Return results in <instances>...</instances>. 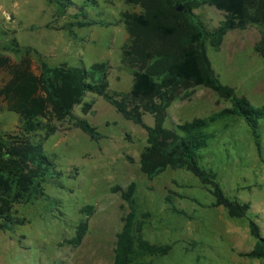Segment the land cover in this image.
I'll return each instance as SVG.
<instances>
[{"label": "rangeland", "instance_id": "1", "mask_svg": "<svg viewBox=\"0 0 264 264\" xmlns=\"http://www.w3.org/2000/svg\"><path fill=\"white\" fill-rule=\"evenodd\" d=\"M73 1L78 8L85 0ZM84 8L90 19L105 24L73 27L69 32L60 27L72 19L74 9L61 17L48 0H0V52L16 59L7 49L15 38L20 46L39 50L51 65L65 62L88 68L93 62L107 61L108 89L128 91L132 75L120 62L121 46L127 39L120 13L138 11V7L123 0H96ZM195 12L209 28L224 17L222 11L207 4ZM263 31L264 26L251 24L229 30L218 49L207 43V54L220 81L254 105L264 103V58L253 51ZM84 100L93 102L92 112L83 114L80 105H75L73 113L86 118L104 137L90 139L69 118L54 120L56 130L47 138L43 130L31 134L33 140L43 139L45 153L54 156L63 174L44 184L46 193L55 199L53 204L38 199L18 206V213L28 222L13 231L0 230V264H111L115 235L128 211L122 190L130 182L135 183L133 197L143 237L151 243L171 245L167 254L146 256L134 264H264L244 255L255 242L249 234V218L258 223L264 236L263 125L259 150L245 122L232 117L212 127L216 136L203 151L202 163L216 171L224 192L250 203L246 216L231 218L222 206H209L213 197L208 188L184 169L166 167L148 177L139 162L147 145L146 131L122 117L102 96L87 93ZM229 106V101L198 85L188 99L171 103L164 126ZM143 121L153 124L149 113L143 115ZM20 123L16 113L0 112V133L17 132ZM85 205H92L91 213L82 210ZM80 220L87 221V232L74 246L69 240Z\"/></svg>", "mask_w": 264, "mask_h": 264}, {"label": "trees", "instance_id": "2", "mask_svg": "<svg viewBox=\"0 0 264 264\" xmlns=\"http://www.w3.org/2000/svg\"><path fill=\"white\" fill-rule=\"evenodd\" d=\"M138 7V11H122L121 21L127 39L121 46L120 62L130 69L132 83L128 91H110L107 61L93 62L88 68L65 62L49 64L43 54L30 46H20L11 38L8 50L16 59L0 52V112L12 111L20 119L17 132L0 133V230L13 231L28 220L18 213V206L43 199L53 204L44 184L57 181L63 172L57 169L54 156L47 155L43 139L33 140L31 134L44 131L52 135L53 123L69 118L72 124L97 141L104 137L86 118L73 113L80 105L83 114L92 112V101L84 100L87 93L102 96L126 120L141 126L147 134V145L139 155L142 171L152 177L166 167L184 169L195 176L210 191V207L222 206L231 218H242L250 203L227 195L216 179V171L202 163L204 153L216 136L213 126L227 118L239 117L248 126L259 150L260 128L264 126V103L254 105L234 87L222 83L215 74L207 43L218 49L224 35L232 29L248 25L264 26V0H123ZM57 16L72 19L60 29L72 32L73 27L103 25L102 20L88 17L85 0L77 7L73 0H48ZM211 5L224 13L216 27L209 28L195 9ZM181 5L182 9L177 10ZM253 51L264 58V31L253 45ZM212 90L219 99L230 102L204 117H194L172 127H165L167 109L177 99H188L195 86ZM149 113L153 124L143 121ZM135 183L122 190L128 211L115 235L111 264H134L146 256L164 255L170 244L151 243L143 237V226L137 219L133 197ZM166 200L171 202V197ZM175 209V208H172ZM83 211L91 213L92 205ZM184 213V212H180ZM87 221L80 220L69 243L79 245L87 232ZM253 247L244 252L250 258L264 262V236L253 219L248 220Z\"/></svg>", "mask_w": 264, "mask_h": 264}, {"label": "water", "instance_id": "3", "mask_svg": "<svg viewBox=\"0 0 264 264\" xmlns=\"http://www.w3.org/2000/svg\"><path fill=\"white\" fill-rule=\"evenodd\" d=\"M181 9H182V6L179 5V6L177 7V10H181Z\"/></svg>", "mask_w": 264, "mask_h": 264}]
</instances>
